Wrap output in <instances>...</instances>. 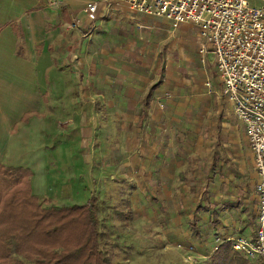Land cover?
<instances>
[{
  "label": "crops",
  "instance_id": "crops-1",
  "mask_svg": "<svg viewBox=\"0 0 264 264\" xmlns=\"http://www.w3.org/2000/svg\"><path fill=\"white\" fill-rule=\"evenodd\" d=\"M58 1L0 0V164L29 170L39 200L71 206L62 202L77 196L78 155L84 169L98 170L99 190L111 188L106 177L130 185L142 222L161 220V240L186 256L192 247L202 264L236 236L253 239L254 156L214 57L199 53L197 28L173 29L111 0ZM91 2L94 22L85 13ZM69 145L65 154L48 150ZM55 155L64 165L53 171ZM68 184L72 197L62 199Z\"/></svg>",
  "mask_w": 264,
  "mask_h": 264
},
{
  "label": "built area",
  "instance_id": "built-area-1",
  "mask_svg": "<svg viewBox=\"0 0 264 264\" xmlns=\"http://www.w3.org/2000/svg\"><path fill=\"white\" fill-rule=\"evenodd\" d=\"M111 1L132 12L162 18L173 29L183 24L195 26L204 43L199 53L214 57L223 93L245 128L257 174L259 210L255 237H234L232 249L249 261L264 264V0H258L260 6H251L249 0ZM46 3L50 7L59 5L58 0ZM97 8L95 2L85 5L89 22L96 20ZM188 251L187 263H198L193 248Z\"/></svg>",
  "mask_w": 264,
  "mask_h": 264
},
{
  "label": "trees",
  "instance_id": "trees-1",
  "mask_svg": "<svg viewBox=\"0 0 264 264\" xmlns=\"http://www.w3.org/2000/svg\"><path fill=\"white\" fill-rule=\"evenodd\" d=\"M27 169L0 164V264H107L100 249L97 198L81 205L43 207ZM208 264H253L232 247Z\"/></svg>",
  "mask_w": 264,
  "mask_h": 264
},
{
  "label": "rangeland",
  "instance_id": "rangeland-1",
  "mask_svg": "<svg viewBox=\"0 0 264 264\" xmlns=\"http://www.w3.org/2000/svg\"><path fill=\"white\" fill-rule=\"evenodd\" d=\"M249 3L251 6L261 5L258 0H249ZM57 123L59 124L61 121ZM70 142L68 140L66 144H70ZM73 142L74 149L80 148L79 145H76L77 141L75 137L73 138ZM70 149V145L67 148L59 146L57 148L48 147V150L56 152L57 155L65 154ZM57 155H55V162L49 163L53 167V171L58 167L62 168L64 165V162L60 163L58 161ZM66 156L68 157V155ZM77 156L73 160V194L77 196L73 198L65 193V191L68 192L70 189L69 184L61 188L58 191V195L62 199L72 197V202H62L65 205H74L78 200L79 202L80 200L83 202L87 198L86 192H88L89 196L93 195L97 198L100 232L102 234L99 243L100 249L107 259V264H188L185 260L186 255L184 251L180 252L174 249L173 243H166L161 240V236L165 235V228H168L161 225V220H156L154 225L142 222L141 216L144 217V210L138 212L136 206L139 203H143V201H130V199H133L134 188H131L129 185L123 189L120 180L117 182L118 179L106 177V179L104 178L105 187L110 184L111 188L105 191L99 190V186L97 185L99 179L97 177L98 170L91 166L88 169H84L85 166ZM66 162L68 163V160ZM50 169L49 172H51ZM60 172H63V169H60ZM56 173L57 171L55 172V176ZM47 181L50 189L58 188L55 181L50 182L49 179ZM86 181H89L87 186L85 184L80 185L81 182L86 183ZM41 203L43 207L53 205L51 200L47 199L41 200ZM193 205H196V203H193ZM131 206L134 210H132ZM139 207L143 208L144 206L141 205ZM189 210L191 209L185 210V213L187 214ZM157 212L160 213V210L157 209ZM170 228L168 230L170 234L178 231L175 230V227ZM149 238H151V242L148 241ZM181 254H183L184 259L181 257ZM25 263L31 264L29 262ZM196 264H202V262L199 261Z\"/></svg>",
  "mask_w": 264,
  "mask_h": 264
}]
</instances>
